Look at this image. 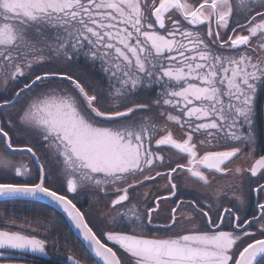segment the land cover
I'll return each mask as SVG.
<instances>
[{
  "label": "snow or ice",
  "instance_id": "snow-or-ice-1",
  "mask_svg": "<svg viewBox=\"0 0 264 264\" xmlns=\"http://www.w3.org/2000/svg\"><path fill=\"white\" fill-rule=\"evenodd\" d=\"M261 97L264 0H0V264H264Z\"/></svg>",
  "mask_w": 264,
  "mask_h": 264
},
{
  "label": "trees",
  "instance_id": "trees-1",
  "mask_svg": "<svg viewBox=\"0 0 264 264\" xmlns=\"http://www.w3.org/2000/svg\"><path fill=\"white\" fill-rule=\"evenodd\" d=\"M42 207H43L42 205L39 207L37 206L21 207L20 210L17 211V215H25V216H30L32 218H36L37 215L40 213ZM46 259H49V258H46ZM51 260L60 261L61 259L59 258L56 259V258L51 257L49 259V264Z\"/></svg>",
  "mask_w": 264,
  "mask_h": 264
},
{
  "label": "flooded vegetation",
  "instance_id": "flooded-vegetation-1",
  "mask_svg": "<svg viewBox=\"0 0 264 264\" xmlns=\"http://www.w3.org/2000/svg\"><path fill=\"white\" fill-rule=\"evenodd\" d=\"M263 110H264V97H261L257 102V117L258 119H263ZM86 197H83L82 203L86 207Z\"/></svg>",
  "mask_w": 264,
  "mask_h": 264
},
{
  "label": "rangeland",
  "instance_id": "rangeland-1",
  "mask_svg": "<svg viewBox=\"0 0 264 264\" xmlns=\"http://www.w3.org/2000/svg\"><path fill=\"white\" fill-rule=\"evenodd\" d=\"M15 159L16 160H20V161H22V162H27V157L26 156H22V155H20V154H17L16 156H15ZM86 197V196H85ZM86 199L88 200V197H86ZM29 205H21L20 206V208L21 207H28ZM86 207H87V204H86ZM9 211H14L15 209H12L11 208V206H9V209H8ZM53 258H56V259H62V257H60V256H56V257H53Z\"/></svg>",
  "mask_w": 264,
  "mask_h": 264
},
{
  "label": "water",
  "instance_id": "water-1",
  "mask_svg": "<svg viewBox=\"0 0 264 264\" xmlns=\"http://www.w3.org/2000/svg\"><path fill=\"white\" fill-rule=\"evenodd\" d=\"M263 119H264V110H263Z\"/></svg>",
  "mask_w": 264,
  "mask_h": 264
}]
</instances>
